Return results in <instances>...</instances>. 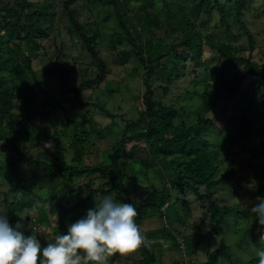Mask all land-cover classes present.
I'll list each match as a JSON object with an SVG mask.
<instances>
[{"label":"trees","instance_id":"trees-1","mask_svg":"<svg viewBox=\"0 0 264 264\" xmlns=\"http://www.w3.org/2000/svg\"><path fill=\"white\" fill-rule=\"evenodd\" d=\"M100 2L107 8L106 18L113 17L117 23L110 41L114 59L122 62L133 59L135 65L131 71L141 77L137 85L139 92L132 98L140 102L139 110L137 105L132 106L138 114L135 118H124L123 127L118 126L117 113L110 111L106 104L81 100L82 93L104 81L110 71V62L99 48L100 24L90 14L91 6L85 0H0V161L1 155L7 152L2 167L9 185L8 191H0V213L7 212L13 226L18 215L31 214L25 218L26 228L32 221L28 230L37 236L43 248L54 242L57 235L67 234L69 214L73 210L109 195L115 202L134 204L138 212L136 222L142 233L156 242L125 259L117 254L109 258L108 264L118 260H123V264H162L168 248L186 253L183 264H190L202 247H208L217 234L225 233L230 215L241 213V207L244 208L241 214L252 222L246 234L256 233L258 221L251 212L252 207L232 200L244 189L232 156L239 149L254 156L264 154V147L260 151L247 147L246 137L253 120L245 111L233 119L235 106L212 115L217 102L197 89L194 95H200L203 102L195 108L184 104L191 96L189 90L177 98L170 96L178 79L188 78L195 87L201 82V72L224 107L239 96L248 109L264 114L255 104L256 96L264 98V61L254 58L255 49L264 50V43L258 46L252 26L248 20V24L244 21L253 1L162 0L160 10H157V0ZM215 10L221 19V25L216 28L225 27L224 32L231 35L230 21L234 20L247 35V44H236L239 34L232 33L234 41L226 42L215 31L207 33ZM59 11L67 19L68 32L83 48L81 61L73 58L72 66L65 62L66 44L57 39L55 32L63 21ZM252 25L257 34L262 33L257 23ZM156 29H163L164 34H157ZM51 38L53 49L46 53L38 39ZM240 51L247 53L240 54ZM38 52L49 55L54 65L42 73L59 76L65 90L75 91V99L58 96L54 90L44 88L33 66ZM211 52H217L223 63L213 66ZM87 56L93 64L86 61ZM91 65L95 66L91 78L83 79L77 86L69 84L72 71L81 70L87 76ZM239 66L241 69L237 71ZM190 68L193 70L189 71ZM77 103L83 107L95 106L112 117V124L97 129L100 141L108 138L114 129L117 131V139L110 147L96 151L101 156L95 162L86 163L96 145L90 131L68 115ZM225 113L229 115L228 122L235 120L238 131L222 139L225 129L220 120L226 118ZM44 124L53 129L52 149L44 147L49 138ZM213 132L217 134L215 140L210 137ZM35 138L39 142L31 145ZM67 152L69 159L65 157ZM151 171L156 173L155 177L150 176ZM141 177L149 179L150 185L144 187ZM76 179L84 182H77L73 188L66 187ZM156 179L161 187L154 182ZM36 187L45 189L48 198L58 207L56 225L44 209L41 194L27 195ZM132 188L137 194H133ZM59 190L64 194L58 199ZM18 191L25 196L15 200L14 193ZM73 194L77 195L74 204L70 199ZM192 195L196 200L210 201L207 209L213 225L207 230L197 226L192 233L179 236L172 230L173 225H186L192 217ZM170 208H173L172 226ZM32 209H36V216ZM155 214L162 217L164 225L143 230L145 220ZM160 239L170 243L164 247L158 242ZM206 258L202 264H222L223 260L231 264H259L258 256L248 262L237 257L225 241L213 250L207 248Z\"/></svg>","mask_w":264,"mask_h":264},{"label":"rangeland","instance_id":"rangeland-1","mask_svg":"<svg viewBox=\"0 0 264 264\" xmlns=\"http://www.w3.org/2000/svg\"><path fill=\"white\" fill-rule=\"evenodd\" d=\"M88 5L91 6L92 12L90 14L93 15L94 18H96L97 22H99V28L101 30V42L99 45V48L103 54L104 57H106L110 62V71L104 81H102L100 84L94 86L93 88H88L86 91H84L81 95L84 102H94L97 104H106V107L110 109V111H113L117 113L118 117V126L123 127L125 125L124 118H135L137 116V110L134 109L132 106L133 104L137 105L138 110L140 106V102L132 99L133 94L137 95L139 92V89L137 88V85L141 83V77L134 75L132 70V67L135 65V62L133 59H129L126 62H122L118 59H114L112 51H111V35L115 31L116 26V20L113 17H107V8L103 7L100 0H85ZM253 4L249 6L248 10L246 11V18L244 16V21L246 20V23L248 24L247 20L249 21V24L252 26V31L255 34L256 40L259 42L258 46L260 44L264 43V0H252ZM162 0H157V10H160L162 7ZM84 11L87 10L86 7H82ZM87 12V11H86ZM59 14H61V11H59ZM61 17L63 19L62 24L60 27L55 29L56 34L58 35L57 39L60 41L61 39L66 44V52L67 57L65 62H67L70 66L73 64V58H77L79 61H81V54H83V48L81 43L77 40L76 37H73L70 35L67 29V19L64 17V15L61 14ZM257 23L259 27H261L262 33L257 34V29L252 25V23ZM232 23L231 28V35L229 33L224 32L225 27H218V25H221V19L220 14L217 10L213 12V16L209 21L208 24V30L207 33H211L212 31H215L218 35H222V38L224 41H234L232 39V33L239 34V38L235 40L237 45L247 44L248 38L247 35L243 32V30L239 27L238 23H235L234 20L231 19L230 21ZM249 26V25H248ZM157 34L163 35V29H156ZM41 47L45 50V52H51L54 45L53 38L49 40H43L38 39ZM56 40V39H55ZM262 46V45H261ZM120 47H124V45H120ZM206 50H209V47H205ZM241 53H247V51H240ZM263 54L264 50L263 48L259 47L256 48L254 51V58L259 61L263 62ZM210 55V61L213 66L219 65L223 63V59L219 56L217 52H211ZM34 61V68L39 72L40 74V80L44 86L45 89H52L54 90L55 94L67 99H75V91H67L60 85V78L59 76H53L51 74H43L42 72H46L50 67H53V63L51 61V57L49 55H45L42 52H38L35 56ZM86 61L88 63L93 64V60L91 57L87 56ZM89 72L87 76H83L81 73V70L77 71L74 70L71 72L72 77L69 79V84L72 86H77L83 79L87 77L93 76V70L95 69L94 65H91L89 67ZM241 66L237 68V71H240ZM193 69L190 68L189 71H192ZM231 73H233L231 71ZM129 76V77H127ZM199 78L201 79V82L196 84L194 87L193 84H191L188 80V78L184 79H178L172 87V92L170 94L171 97L177 98L178 96H183L188 94V90L191 92L190 98L184 102V104H189V106L195 108L198 106L201 102H203V99L200 95H194V90L197 89L203 94H207L209 100L216 101L217 107H214L212 110V115L217 114L223 110L230 111L232 110L233 106L236 107V111L234 112L233 119H238L241 112H246L248 116L253 120V123L250 127V131L246 139L248 140V148L253 147L255 150H261L263 149V143H264V114L258 113L255 110H250L247 108V104L244 101H240V97L236 96L234 97L225 107L223 105V101L217 99V95L214 94V92H211V84L210 87L207 85V79L205 75H203L201 72L199 74ZM113 90V91H112ZM186 91V92H185ZM256 106H259L262 108V112H264V98H259L256 96ZM168 102V101H167ZM81 104V103H80ZM79 103H77L76 107L74 109H70L68 112V115L71 119L79 120L82 122V125L86 126L87 129L90 131V138L93 140L96 145L94 146V154H92L91 159H86V163L95 162L99 159L101 155L98 153L96 154L97 150L103 151V149H107L108 146L110 147L115 140L117 139L116 136V129H114V132L111 133V135L104 139V141H100L98 139L97 129L101 126H108L113 123L112 117L107 115L106 113H102L99 109H97L95 106H89V107H83ZM95 108V109H94ZM90 110L92 113H90ZM124 116V117H123ZM227 115L224 114V119H221V125L224 127L225 132L222 134V139L226 138V135H229L232 132L238 131V126L235 123V120L227 121ZM227 124V125H226ZM44 129L47 130L49 138L47 141H53V129L48 125L44 124ZM217 134L215 132L210 134V137L212 140L216 139ZM226 136V137H225ZM231 137V136H230ZM227 137V138H230ZM232 140V139H231ZM39 142L37 138H35L32 142H30L31 145L33 143ZM42 144V143H41ZM4 150V149H3ZM101 154V153H100ZM103 155V152H102ZM8 155L7 152L3 153L1 155L2 161L7 159ZM67 159L70 158V154L67 152V155H65ZM233 162L237 168V173L241 178V181L244 185V189H241L239 191L238 195H234L232 197L233 202H239L244 207H253L255 204L259 203V200L257 197L264 198V154L254 156L252 153L251 155L247 152L245 149H239L237 154H234L232 156ZM2 161H0V191H8L9 185L7 182V174L2 167ZM150 176L155 177L156 173L154 171L150 172ZM141 184L144 187H147L150 185L151 181L149 179L141 177ZM78 184L81 182H84V180L76 179L73 183L69 182L67 183L66 187L73 188L75 187L74 184ZM154 182L157 183L158 187H161L158 180H154ZM259 189L258 193L257 190ZM133 194H137L134 192V189L132 188ZM39 195L42 197V203L44 206V209L47 211L48 216L52 222L53 225H56L55 217L56 213L58 211V207L56 204L53 203L50 198H48V194L46 193L45 189H40L36 187L33 191L28 193L27 195ZM58 199L61 198L64 194L63 191H58ZM15 200H20L24 198V193L22 191H18L14 193ZM72 198V203L74 204L77 200V195L73 194L70 196V199ZM191 208L193 210V215L190 219L187 220L186 225H182L180 223H175L173 225L172 230H176L178 232L179 236H183L185 234L192 233L194 229L197 226H201L204 230H207L212 227L213 223L210 218V214L207 209V205L210 204V201H202V200H196L195 196L192 195L191 197ZM101 200H95L89 204L85 208H81L80 210H73L69 214L68 224L71 225L78 219L86 216L85 213L89 209H93L96 207V205L99 204ZM40 202V201H39ZM38 202V203H39ZM124 203L123 201H118L117 203ZM38 209V208H37ZM36 210V209H35ZM240 212L244 211V208L241 207L239 209ZM173 208L169 209V222L170 226H172V217L170 216L172 214ZM239 212H235L232 215H230L229 223H227L225 227V233L224 234H217L213 240L212 243L208 247H202L197 253L194 258L191 259V263L194 264H202V262L206 261V253L207 248L209 250H213L216 248L221 241H225L226 243H229L232 246V252L245 262L250 261L252 258L256 257V252L258 250H263L264 244L259 242V238L257 233H247L246 229L249 225H251L252 222H250V219H247L244 215H242ZM20 214V213H18ZM87 214V213H86ZM33 215H37V211L33 212ZM19 216H23L21 213L17 216V218L14 221V225L17 220L20 219ZM253 217V214L251 218ZM257 226H258V222ZM164 225V220H162V217H160L158 214L152 215L149 218L145 220V224L142 227L143 230H150V229H157L159 227H162ZM24 234L32 235V231L28 230V228L25 227ZM182 233H184L182 235ZM187 255L186 253H183ZM179 251L177 250H171L170 248L166 249L163 254V260L162 264H173L174 262H183L187 260L185 258V255L183 256ZM129 255L124 256V259L127 258ZM125 263L123 260H118L115 264H123ZM161 264V263H158ZM222 264H231L227 260H223Z\"/></svg>","mask_w":264,"mask_h":264},{"label":"clouds","instance_id":"clouds-1","mask_svg":"<svg viewBox=\"0 0 264 264\" xmlns=\"http://www.w3.org/2000/svg\"><path fill=\"white\" fill-rule=\"evenodd\" d=\"M45 148L54 147L51 141ZM251 208L258 221L256 233L264 244V198ZM35 209H32L34 212ZM137 208L131 203H117L105 196L86 216L72 223L67 234L57 235L54 242L41 246L35 234L25 235V218L9 223L7 212L0 213V264H108L109 258L130 255L156 241L146 238L136 222ZM32 227V221L27 224ZM164 247L170 242L158 241ZM259 264H264V250H258Z\"/></svg>","mask_w":264,"mask_h":264},{"label":"built area","instance_id":"built-area-1","mask_svg":"<svg viewBox=\"0 0 264 264\" xmlns=\"http://www.w3.org/2000/svg\"><path fill=\"white\" fill-rule=\"evenodd\" d=\"M183 246V245H182ZM192 264H194V263H192Z\"/></svg>","mask_w":264,"mask_h":264}]
</instances>
